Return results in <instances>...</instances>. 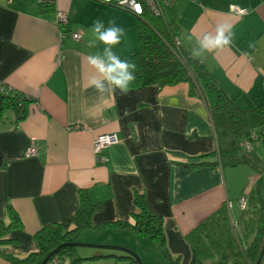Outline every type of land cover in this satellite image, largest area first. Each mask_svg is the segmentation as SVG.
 <instances>
[{
    "label": "crops",
    "instance_id": "crops-1",
    "mask_svg": "<svg viewBox=\"0 0 264 264\" xmlns=\"http://www.w3.org/2000/svg\"><path fill=\"white\" fill-rule=\"evenodd\" d=\"M171 4L178 39L191 55L204 33L215 34L218 24L231 25L230 46L192 56L245 112L249 131L261 129L256 108L264 105V0ZM239 8L247 13L238 14ZM59 10L67 14L63 26L57 24ZM97 19L105 28L114 20L125 30L112 47L121 60L138 51L140 18L127 11L94 0H0V87L32 99L23 120L16 121L11 109L0 119V222L8 225L12 210L22 225L8 236L18 244L0 245V264L36 252L35 234L48 224L71 230L82 190L100 205L93 225L106 226L86 231H116L111 224H133V199L139 193L162 218L171 258L190 264L186 235L225 202L230 210L235 202L230 216L236 220L238 198L250 180L264 186V172L257 174L246 165L188 169L192 158L217 149V139L205 101L187 83L149 85L126 94L119 89L99 94L88 86L94 69L86 58L97 52L103 56L105 48L90 31ZM72 32H80L81 40H72ZM90 41L94 47L88 46ZM106 133H115L119 141L104 151L107 162H102L93 155L92 143ZM261 136L249 141L259 158L264 157L257 153L264 147ZM31 142L38 154L25 158ZM83 264L125 262L108 258Z\"/></svg>",
    "mask_w": 264,
    "mask_h": 264
},
{
    "label": "trees",
    "instance_id": "trees-1",
    "mask_svg": "<svg viewBox=\"0 0 264 264\" xmlns=\"http://www.w3.org/2000/svg\"><path fill=\"white\" fill-rule=\"evenodd\" d=\"M138 18L139 49L126 60L136 65L133 73L135 80L129 89L187 83L191 93L199 94L208 107L217 149L192 158L188 169L216 166L233 169L246 165L257 174L263 173L264 157L259 158L252 153L249 141L260 139L264 134V105L256 108L261 129L249 131L245 112L238 108L217 84L212 73L179 41V28L171 3L164 2L159 16L148 14ZM31 102V98L0 87V119L4 110L11 109L16 121L23 120ZM253 132L256 133L255 138L251 137ZM133 200L137 209L133 214V224L118 222L110 226L130 231L137 239L156 244L169 264H177L166 249L162 218L149 209L142 194L136 193ZM238 200L240 205L241 200L244 201V207L236 220H231L229 203L225 202L186 235L192 255L190 264L261 263L264 255V186L248 183ZM99 209L100 205L91 201L87 192L80 191L72 229L66 230L55 223L44 226L35 234L36 252L11 264H40L59 245L75 243L77 236L88 229L97 230L99 227L93 225L92 216ZM9 218L11 222L8 225L0 222V245L18 244L17 240L8 236L10 231L22 229L21 222L12 210L9 211ZM75 248L61 247L46 264H83L108 258L124 261L125 264H137L125 253L107 250V254L93 253L80 257L76 255Z\"/></svg>",
    "mask_w": 264,
    "mask_h": 264
},
{
    "label": "clouds",
    "instance_id": "clouds-1",
    "mask_svg": "<svg viewBox=\"0 0 264 264\" xmlns=\"http://www.w3.org/2000/svg\"><path fill=\"white\" fill-rule=\"evenodd\" d=\"M137 11H140L137 6ZM90 31L95 40L105 45L103 56L97 52L87 56V63L94 69V74L88 78L87 85L94 87L99 94L114 92L119 89L122 94H126L129 86L134 82L133 75L136 65L134 62L121 60L113 51L112 47L119 44L125 30L119 27L114 20L109 22L105 28L103 21H94ZM232 30L230 24H218L215 34L204 33L198 38L195 49L192 53L194 57L204 53H213L231 45ZM94 47L93 41L88 44Z\"/></svg>",
    "mask_w": 264,
    "mask_h": 264
},
{
    "label": "built area",
    "instance_id": "built-area-1",
    "mask_svg": "<svg viewBox=\"0 0 264 264\" xmlns=\"http://www.w3.org/2000/svg\"><path fill=\"white\" fill-rule=\"evenodd\" d=\"M100 2L104 5L111 6L117 9L127 11L137 17H144V15L152 14L159 16L162 14L164 2L172 3L175 0H94ZM137 6L140 11H137ZM236 12L240 15L246 14L247 10L243 8L236 9ZM57 24L62 26L67 22L66 12L59 10L56 12ZM70 37L74 41L81 40L80 32H72ZM264 126V125H263ZM264 128V127H263ZM251 137L255 138L256 133H252ZM119 139L115 133H106L98 135L92 143V153L93 155L102 162H107V158L104 157V151L109 147L116 145ZM249 145L247 144V148ZM38 154L37 146L34 142L26 148L23 153V157L29 158ZM244 207V201L241 200V208Z\"/></svg>",
    "mask_w": 264,
    "mask_h": 264
},
{
    "label": "rangeland",
    "instance_id": "rangeland-1",
    "mask_svg": "<svg viewBox=\"0 0 264 264\" xmlns=\"http://www.w3.org/2000/svg\"><path fill=\"white\" fill-rule=\"evenodd\" d=\"M257 153L261 156L262 153H264V147L258 148ZM250 184H252L251 180H250ZM236 187L235 186L233 187L234 195L235 193H237ZM231 205L232 208L230 210V213H232V211L235 212L236 209L235 202L231 201ZM99 229L102 230V228ZM133 237L134 236L131 237L130 235L127 234L125 237L123 232L120 230H116V231L106 230L100 233L98 232L92 233V232L84 231L77 236L76 242L81 244L96 245V246L99 245L118 246L121 248H123L122 246L124 245H130V247H134V248L133 249L128 248V250L133 252L139 258L141 264H166L165 261L163 260L164 255L162 253V250H160L156 244L148 242L146 240H140V239L138 240L137 238L135 237L133 238ZM75 249H76V255L80 257H84L85 255H91L93 253L107 254L108 252L107 250L104 249H95V248L76 247ZM260 264H264V255Z\"/></svg>",
    "mask_w": 264,
    "mask_h": 264
},
{
    "label": "water",
    "instance_id": "water-1",
    "mask_svg": "<svg viewBox=\"0 0 264 264\" xmlns=\"http://www.w3.org/2000/svg\"><path fill=\"white\" fill-rule=\"evenodd\" d=\"M63 246H74V247H83V248H95V249H104V250H109V251H117V252H121V253H125L127 255H129L130 257H132L137 264H141L139 258L130 250H128L127 248H121L118 246H96V245H88V244H81V243H63L61 245H59L57 248H55L52 252H50L45 258L44 260L40 263V264H46L50 258L52 257V255H54L59 249H61V247Z\"/></svg>",
    "mask_w": 264,
    "mask_h": 264
}]
</instances>
